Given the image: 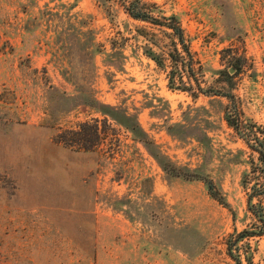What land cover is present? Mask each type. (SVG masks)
Listing matches in <instances>:
<instances>
[{
    "label": "rangeland",
    "instance_id": "374dc122",
    "mask_svg": "<svg viewBox=\"0 0 264 264\" xmlns=\"http://www.w3.org/2000/svg\"><path fill=\"white\" fill-rule=\"evenodd\" d=\"M147 1L194 96L119 0H0V264H264L262 164L224 118L229 94L264 129V0Z\"/></svg>",
    "mask_w": 264,
    "mask_h": 264
},
{
    "label": "trees",
    "instance_id": "16d2710c",
    "mask_svg": "<svg viewBox=\"0 0 264 264\" xmlns=\"http://www.w3.org/2000/svg\"><path fill=\"white\" fill-rule=\"evenodd\" d=\"M120 5L124 11L134 19H140L157 25L165 27L171 31L173 36L172 48L166 52V57L169 61V68L165 64V60L160 56H153L152 58L157 65L163 66L166 71L167 85L171 89H178L186 91L190 95L194 96L193 85L196 84V78L194 77V56L190 48V44L184 34V30L176 15L170 16H157L155 14L156 3L149 2L147 0H119ZM199 91L203 94H218L211 90L198 87ZM233 102V110L225 114V120L227 124L232 127L235 132L245 141L246 145L257 154V159L262 164L260 167L261 176L264 177V129L263 127L256 125L255 123L248 122L243 115L242 110L233 101L232 95H225ZM84 125V124H83ZM82 125V126H83ZM70 136L61 134L58 136L62 142L69 144L72 141L80 139H90L88 133L84 135L78 130L68 131ZM98 137L97 127L93 132V136ZM68 139V140H67ZM184 176H197L195 174H184ZM207 187L209 192L218 200H221L222 196L216 189L214 183L211 180H207ZM257 195H264V188H253L252 192L248 195L247 203L250 206V210L256 215L252 209L253 197ZM261 221H263L261 215H259ZM258 233H252L261 235L264 233V228H261ZM249 234V235H252Z\"/></svg>",
    "mask_w": 264,
    "mask_h": 264
}]
</instances>
